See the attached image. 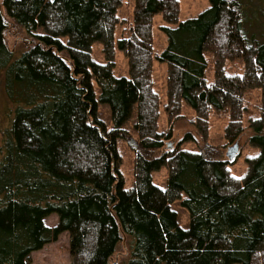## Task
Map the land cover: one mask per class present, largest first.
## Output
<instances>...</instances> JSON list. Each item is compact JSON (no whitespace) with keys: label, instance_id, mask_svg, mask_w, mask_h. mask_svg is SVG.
I'll list each match as a JSON object with an SVG mask.
<instances>
[{"label":"trees","instance_id":"trees-1","mask_svg":"<svg viewBox=\"0 0 264 264\" xmlns=\"http://www.w3.org/2000/svg\"><path fill=\"white\" fill-rule=\"evenodd\" d=\"M124 1L0 0V96L11 105L0 145V264H32V253L66 231L72 264H264V42L244 32L242 0H208L184 22L180 0H135L127 38L116 41ZM155 15L177 25L163 29L160 53ZM96 43L103 63L94 58ZM117 48L127 78L114 75ZM155 59L167 66L170 127L186 103L198 128L212 115L227 120L224 139L234 144L246 129L249 94L260 92L247 124L257 154L242 178L231 175L228 160L167 147L172 133L159 131ZM233 61L241 71H228ZM99 104L109 106L112 127ZM134 113L140 150L129 190L120 141ZM163 168L160 188L152 174ZM177 202L189 212L186 228ZM51 214L55 228L45 224Z\"/></svg>","mask_w":264,"mask_h":264},{"label":"rangeland","instance_id":"rangeland-1","mask_svg":"<svg viewBox=\"0 0 264 264\" xmlns=\"http://www.w3.org/2000/svg\"><path fill=\"white\" fill-rule=\"evenodd\" d=\"M244 4L245 22L243 24L244 32L248 38H256L259 43L264 42V0H242ZM135 0H125L122 9L119 12V17L122 21L121 25L116 29V41L121 40L123 37L127 38L128 33L125 32L127 25L132 21ZM209 6L208 0H180V21L184 22L189 18L199 16ZM177 25H169L165 23L161 15H155L153 19V43L154 49L158 53L167 48V35L164 28H175ZM9 47L11 49L17 46V39L15 35L10 34L8 38ZM94 58L100 62H104L102 53V46L96 43L93 47ZM229 63L230 73L241 71L238 68L239 61ZM115 71L114 75L117 78L128 77V61L123 52L117 48L115 57ZM166 76L167 66L164 62L154 60L153 69V83L154 90L159 95L160 99V118H159V131L169 132L171 130L172 138L166 140L165 143L169 149L179 146L183 150L202 153L210 160L223 159L229 160L227 153L229 148L238 145L239 153L235 155L234 162L228 167L232 176L242 178L247 172V159L255 154L257 150L252 148L249 144V138L252 130L247 127L248 121L255 118L258 114L257 107L261 103V96L259 91H253L249 95V110L247 111L244 122L246 129L242 136L234 144H229L224 139V128L227 125V120H220L215 116H211L206 129L198 128L195 120V113L184 103L182 117L176 121L171 127L167 121L164 106L166 105ZM209 79L213 78V67L209 66L208 70ZM94 90L97 96L100 95V89L97 84L94 85ZM10 106L0 96V145L3 138V131L9 126L10 122ZM98 115L102 118L108 127L113 126L111 120V112L108 105L99 104ZM136 114L128 121L125 128L124 140L120 141V149L122 151V166L121 171L126 182V189H131L134 184L133 180V161L140 150V145L135 132ZM202 127V126H201ZM203 129V130H202ZM229 162V161H228ZM154 185L164 188L167 184L168 173L166 169H161L152 174ZM172 208L177 212L179 217V224L182 228H186L190 224L189 212L183 208L180 202L172 205ZM58 215L51 214L45 219V224L50 228H55L58 225ZM129 243L126 241L124 247ZM129 246V245H128ZM123 247L119 249L122 252ZM120 255H116V259ZM32 264H72L71 255V234L66 231L59 235L56 241H53L44 246L43 249L32 253Z\"/></svg>","mask_w":264,"mask_h":264},{"label":"water","instance_id":"water-1","mask_svg":"<svg viewBox=\"0 0 264 264\" xmlns=\"http://www.w3.org/2000/svg\"><path fill=\"white\" fill-rule=\"evenodd\" d=\"M238 153H239L238 145H234L233 147L229 148L228 153H227V157L229 159L228 161L230 163H233L235 159L234 157L235 155H238Z\"/></svg>","mask_w":264,"mask_h":264}]
</instances>
